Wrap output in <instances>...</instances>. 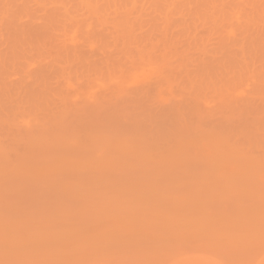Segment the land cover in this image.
Returning <instances> with one entry per match:
<instances>
[{
	"label": "rangeland",
	"instance_id": "374dc122",
	"mask_svg": "<svg viewBox=\"0 0 264 264\" xmlns=\"http://www.w3.org/2000/svg\"><path fill=\"white\" fill-rule=\"evenodd\" d=\"M0 264H264V0H0Z\"/></svg>",
	"mask_w": 264,
	"mask_h": 264
}]
</instances>
